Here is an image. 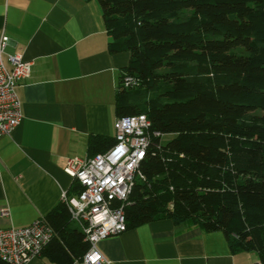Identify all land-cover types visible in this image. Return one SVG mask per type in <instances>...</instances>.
<instances>
[{
  "label": "trees",
  "instance_id": "trees-1",
  "mask_svg": "<svg viewBox=\"0 0 264 264\" xmlns=\"http://www.w3.org/2000/svg\"><path fill=\"white\" fill-rule=\"evenodd\" d=\"M96 1L110 51L131 55L117 117L144 114L174 136L153 139L125 207L128 229L170 220L220 231L234 253L264 264V0ZM126 75L140 87L124 88ZM115 143L93 137L89 152ZM47 220L56 236L42 254L52 262L88 251L64 203Z\"/></svg>",
  "mask_w": 264,
  "mask_h": 264
},
{
  "label": "crops",
  "instance_id": "crops-1",
  "mask_svg": "<svg viewBox=\"0 0 264 264\" xmlns=\"http://www.w3.org/2000/svg\"><path fill=\"white\" fill-rule=\"evenodd\" d=\"M3 35L6 57L21 55L32 73L17 87L22 123L0 138V230L47 218L74 185L68 162L92 158L93 137L114 138L120 78L131 59L110 51L96 0H0ZM99 248L111 264L260 261L255 252L234 253L223 232L170 220L128 229ZM28 264L56 263L42 254Z\"/></svg>",
  "mask_w": 264,
  "mask_h": 264
},
{
  "label": "built area",
  "instance_id": "built-area-1",
  "mask_svg": "<svg viewBox=\"0 0 264 264\" xmlns=\"http://www.w3.org/2000/svg\"><path fill=\"white\" fill-rule=\"evenodd\" d=\"M7 35L0 39V138L10 135L23 120L22 103L17 87L32 73V63L19 54L8 55ZM126 89L140 87V80L126 75ZM163 134L152 129L144 115L117 117L114 122L116 143L104 153L85 161L72 160L65 172L78 186L75 193L64 192V203L72 222L89 243L88 251L73 264H111L99 248L101 241L128 230L125 207L138 181H144L141 165L147 158L153 139ZM7 216L8 210H2ZM56 232L47 218L25 228L0 230V259L6 264H28L40 257L53 241ZM256 264H263L261 261Z\"/></svg>",
  "mask_w": 264,
  "mask_h": 264
},
{
  "label": "rangeland",
  "instance_id": "rangeland-1",
  "mask_svg": "<svg viewBox=\"0 0 264 264\" xmlns=\"http://www.w3.org/2000/svg\"><path fill=\"white\" fill-rule=\"evenodd\" d=\"M187 14H189V12ZM173 138H174L173 135H164L162 140L164 143H166V142L172 140ZM74 226H77V225L74 223Z\"/></svg>",
  "mask_w": 264,
  "mask_h": 264
}]
</instances>
